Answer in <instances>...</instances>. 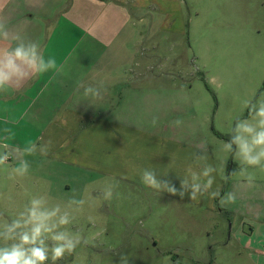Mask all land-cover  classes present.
<instances>
[{
	"label": "rangeland",
	"instance_id": "obj_1",
	"mask_svg": "<svg viewBox=\"0 0 264 264\" xmlns=\"http://www.w3.org/2000/svg\"><path fill=\"white\" fill-rule=\"evenodd\" d=\"M151 1L145 26L138 30L143 34L137 33L132 45L138 55L136 84L158 89L144 121L182 143L206 146L224 195L233 181L239 184L244 177L240 162L223 151V142L230 139L235 119L248 116L243 101L264 94V0ZM166 16L170 23L162 27ZM143 59L152 72L144 73ZM183 154L169 151L163 164L153 155L139 157L140 178H131V168L99 173L63 163L50 151L47 156L37 153L26 157L31 169L24 178L9 180L0 168V211L11 218L34 195L46 194L50 204L87 198L89 204L67 227L89 243L58 264H119L120 253L128 255L129 264H249L244 251L230 241L235 220L221 212L219 198L209 206L205 195L195 204L142 183L144 169L162 167L167 173L162 177L179 184L189 166L199 167L194 156ZM248 171L255 173V181H264L259 169ZM108 184L117 187L105 200L99 193Z\"/></svg>",
	"mask_w": 264,
	"mask_h": 264
},
{
	"label": "crops",
	"instance_id": "obj_2",
	"mask_svg": "<svg viewBox=\"0 0 264 264\" xmlns=\"http://www.w3.org/2000/svg\"><path fill=\"white\" fill-rule=\"evenodd\" d=\"M152 4L151 0H0V17L11 29L23 28L26 39L38 42L45 57L53 56L58 66L19 89L0 93V138L9 128L15 133L8 141L13 146L51 140L49 151L63 163L99 173L131 168V178H140V158L153 155L163 164L169 151L181 156L199 153L200 146L168 137L161 127L150 129L144 121L158 89L136 84L138 55L132 45ZM169 23L166 16L161 26ZM139 63L145 74L152 72L146 59ZM101 82V98L85 97L84 89L78 90L79 83L95 87ZM206 151L207 162L216 168ZM150 169L165 178L162 167ZM213 176L212 191L221 192L223 181L217 171ZM243 183L232 182L226 193L235 192L236 202L221 204L219 198L220 210L235 220L230 241L244 251L249 264H264V181H255L252 188L241 187ZM184 198L190 200L187 194ZM201 198L190 201L200 204ZM207 198L205 204L216 205L217 198Z\"/></svg>",
	"mask_w": 264,
	"mask_h": 264
},
{
	"label": "clouds",
	"instance_id": "obj_3",
	"mask_svg": "<svg viewBox=\"0 0 264 264\" xmlns=\"http://www.w3.org/2000/svg\"><path fill=\"white\" fill-rule=\"evenodd\" d=\"M95 2V0H93ZM57 61L53 56L45 57L38 42L26 39L23 28L11 29L6 18L0 17V93L9 89H19L26 81L50 70H57ZM85 97L101 98L104 91L103 83L98 86H85ZM243 107L247 110L246 118H236L230 128V139L223 142V151L232 153L240 162V175L244 177L243 188L255 187L256 176L249 172V168L264 171V94L253 99H245ZM156 118H153V123ZM180 123L179 120L176 121ZM0 142V168L7 171V178L15 181L26 177L31 164L26 157L39 153L49 154L51 140L37 144L32 140L25 142L21 148L8 143L15 138V133L3 129ZM16 163L9 164V160ZM194 162L200 167L199 171L189 166L186 175L180 178L177 188L169 179H161L154 169H144L141 181L144 185L160 192H167L181 199L187 194L190 200L207 195L211 199L220 198L221 204L235 203V192L225 193L221 197L219 188L212 191L217 169L209 164L206 146L194 155ZM235 173H231L233 175ZM167 175V173L163 174ZM230 175V176H231ZM230 176H226L227 180ZM116 184H108L99 195L105 200L113 197ZM86 191L88 188L86 186ZM91 196V192H88ZM89 204L87 198L68 199L65 204H50L48 196L34 195L23 205L14 216L8 218L4 211H0V264H58L71 256L81 245H88L89 241L79 231H70L68 225L76 219V214L83 212L84 206ZM90 222L92 217L88 218ZM119 264H129V257L119 254Z\"/></svg>",
	"mask_w": 264,
	"mask_h": 264
}]
</instances>
